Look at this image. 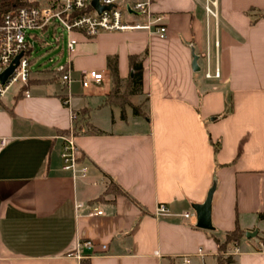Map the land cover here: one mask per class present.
Masks as SVG:
<instances>
[{"label":"crops","instance_id":"1","mask_svg":"<svg viewBox=\"0 0 264 264\" xmlns=\"http://www.w3.org/2000/svg\"><path fill=\"white\" fill-rule=\"evenodd\" d=\"M152 10L166 16L165 38L100 33L96 55L73 52L68 89L38 65L29 97L17 88L0 100V264H217V242L236 226L231 264H264V0H154ZM144 51L141 92L128 101L146 115L124 104L123 118L121 100H107V58L117 57L122 88L129 56ZM215 64L220 78H206ZM88 70L104 82L82 87ZM69 133L85 177L62 169ZM212 187L205 230L193 205ZM159 204L167 213L156 216ZM87 239V258L68 256Z\"/></svg>","mask_w":264,"mask_h":264},{"label":"built area","instance_id":"2","mask_svg":"<svg viewBox=\"0 0 264 264\" xmlns=\"http://www.w3.org/2000/svg\"><path fill=\"white\" fill-rule=\"evenodd\" d=\"M154 0H99L102 5H110L109 10L97 12L91 6V0H0V75L8 68L16 57L17 63L11 73L0 80V100L15 86L21 89L24 97L30 96L27 88L31 79L30 51L34 48L36 35L34 30L44 31L50 25L61 28L65 34L64 50L58 55L53 71L58 76L61 85L68 89L73 82L71 56L75 51L78 39L75 34H82L86 38H93L100 33H131L144 31L155 34L160 38L166 37L165 14L155 13L152 10ZM205 11L215 16V11L207 4ZM58 42V41H57ZM64 59L62 61L61 58ZM54 63V60H50ZM206 78H220L218 64L211 72L209 67L205 72ZM104 75L98 70L82 71L79 81L82 87L98 86L104 82ZM61 149L62 169L73 177H85L87 167L80 164V155L73 133L62 137ZM6 138H0V145L6 144ZM80 203L75 204L79 209ZM102 212L94 208L90 215H100ZM167 213V207L159 204L155 215ZM189 217V213L183 215ZM105 250L106 245L100 244ZM94 251L96 244L87 239L78 242L75 252L69 253L76 259L87 258L80 254L81 248ZM238 249L236 248V251ZM201 253V249L198 250ZM186 261V259L184 260Z\"/></svg>","mask_w":264,"mask_h":264},{"label":"trees","instance_id":"3","mask_svg":"<svg viewBox=\"0 0 264 264\" xmlns=\"http://www.w3.org/2000/svg\"><path fill=\"white\" fill-rule=\"evenodd\" d=\"M147 54V51H144L141 54H134L130 55L128 60H129V68H130V74L128 79L125 82V88L124 91L126 92V95H132V94H137L141 92V87H142V80H143V60ZM107 68L109 70V75L111 79V90L109 95L107 96L108 101H115L116 98L122 93L121 92V80L119 77L118 69H117V57L116 56H109L107 58ZM227 109L224 114L228 113L231 109V102H227ZM124 104H128L131 109L133 115L136 116H142L144 117L146 114L141 110L142 106L140 105H133L131 104L128 100L125 101ZM124 104L121 103L122 107V113L121 116L125 118V113H124ZM94 133H99L98 130L92 129L91 130ZM217 148L215 147V150ZM109 193H116V192H121V190L116 186L115 184H110L109 185ZM259 217H264V215H259ZM244 235L243 230H241L238 226H236L232 231L226 233V237L223 243L218 244V250L219 254L216 257V262L217 264H231L232 263V257L229 255H225L228 246L230 244H235L236 242L239 241V239Z\"/></svg>","mask_w":264,"mask_h":264},{"label":"rangeland","instance_id":"4","mask_svg":"<svg viewBox=\"0 0 264 264\" xmlns=\"http://www.w3.org/2000/svg\"><path fill=\"white\" fill-rule=\"evenodd\" d=\"M32 33L37 36L33 42L34 48L30 51V57L33 59L31 62L32 71H35L36 66L39 65L41 66L45 75H52V70H54L55 68V63H57L58 55L62 50H64L65 34L62 32L61 28L51 25L44 31L34 30L32 31ZM98 48V43L94 38L85 37L84 40L78 42L75 49L80 52H84L87 55H96L98 53ZM64 57L65 56H63L60 61H62ZM51 59L55 62H50ZM43 72L41 73V76H43ZM199 75L202 76V72ZM52 83L56 85L55 81H52ZM17 88L18 86H15L11 89V91L17 90ZM124 88L125 86L121 88L122 93L116 98L121 100V103L123 104L126 100H128V96L126 95ZM258 238L259 236H255L250 239L255 241ZM243 240H246V238H244Z\"/></svg>","mask_w":264,"mask_h":264},{"label":"water","instance_id":"5","mask_svg":"<svg viewBox=\"0 0 264 264\" xmlns=\"http://www.w3.org/2000/svg\"><path fill=\"white\" fill-rule=\"evenodd\" d=\"M91 6L95 8L97 12H101L104 9L109 10L111 8L110 5L100 4L99 0H91ZM18 57H16L13 63L8 68H6L4 72L0 75L1 81L5 80V78L11 73V71L14 68V64L17 63ZM196 60H197V56L194 55L193 62H192V67L194 70L198 69L196 66ZM213 190L214 188L212 187L209 190L207 197L202 204L193 205V209L195 210V215H196V226L198 228H202L205 230H211L213 228L211 224V197H212ZM256 233H257L256 231L246 232L245 235L246 237L250 238V237H254Z\"/></svg>","mask_w":264,"mask_h":264}]
</instances>
